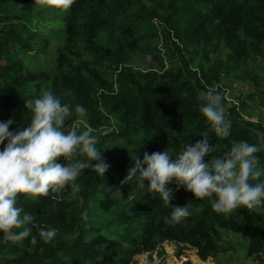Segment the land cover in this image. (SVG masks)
I'll return each mask as SVG.
<instances>
[{"label": "trees", "instance_id": "obj_1", "mask_svg": "<svg viewBox=\"0 0 264 264\" xmlns=\"http://www.w3.org/2000/svg\"><path fill=\"white\" fill-rule=\"evenodd\" d=\"M36 6L37 0H0V121L11 118L9 130H22L31 119L24 100L50 89L71 110L61 130L94 129L110 166L103 176L82 170L75 195L70 187L44 197L18 194L17 206L33 212L35 225L57 232L44 242L33 227L35 245L31 237L13 242L0 233V264H128L142 252L149 264H165L151 258L163 240L174 242L177 254L189 246L205 260L231 248L223 231L244 237L246 255L264 263V207L218 213L210 198L195 199L175 184L168 185L175 190L165 205L158 193L121 182L133 156L165 150L175 159L200 134L207 133L214 146L209 158L228 151L233 141L260 145L264 125L242 118L238 97L227 102L225 80L250 77L248 65L264 60V0H74L56 11L63 37L51 68L41 71L11 57L13 50L29 53L39 40L48 41V31L27 34L31 30L24 26ZM208 87L222 96L231 121L228 137H217L199 111ZM77 104L87 110L83 117L74 112ZM256 155L264 167V148ZM85 158L55 159L64 164ZM185 203L191 214L166 223L171 206Z\"/></svg>", "mask_w": 264, "mask_h": 264}, {"label": "clouds", "instance_id": "obj_2", "mask_svg": "<svg viewBox=\"0 0 264 264\" xmlns=\"http://www.w3.org/2000/svg\"><path fill=\"white\" fill-rule=\"evenodd\" d=\"M73 3L74 0H64L61 4L67 10ZM144 59L150 61L151 55L145 53ZM199 98L203 101L199 111L210 130L217 137H228L231 121L226 118L220 92L208 87ZM24 106L31 112V119L22 130H9V125L14 123L11 118L0 121V143H3L0 150V233L7 234L5 239L13 242L31 237L30 242L35 245L37 235L31 234L33 227H37V234L44 242L50 241L57 230L35 225L33 212L17 206L18 194L44 197L49 191L58 194L70 187L71 194L75 195L80 190L76 181L83 174L82 170L90 168L103 176L110 165L101 156L97 147L99 136L94 129L61 130L71 110L52 90L45 89L38 96L24 100ZM86 111L83 105L74 107V112L81 117ZM200 136L201 139L183 144L175 153V159L165 150L145 151L142 158L133 156V165L121 182L133 181L139 189L158 193L165 205H170L175 190L168 185L175 184L176 189L183 187L195 199L210 198L212 209L218 213H228L240 206L264 207V167L259 166L256 155L264 148V134L259 146L244 140L233 141L228 151L211 158L209 154L214 146L209 143L207 133ZM60 156L65 160L86 158L61 164L55 159ZM91 161L96 163L90 165ZM189 208L188 203L171 206L165 222L179 223L191 214ZM81 215L88 218L86 212Z\"/></svg>", "mask_w": 264, "mask_h": 264}, {"label": "rangeland", "instance_id": "obj_3", "mask_svg": "<svg viewBox=\"0 0 264 264\" xmlns=\"http://www.w3.org/2000/svg\"><path fill=\"white\" fill-rule=\"evenodd\" d=\"M61 8H63L62 4L56 2V0H37L33 18L24 22V26L31 30L27 31V34L28 32L44 33V31H48V41L42 42L39 40L33 50L30 48L29 53L17 51V49L16 51L13 50L11 57L14 59H17V57L23 58L20 60L27 69L49 70L57 53L56 44H59L63 37L61 31L56 30L63 27L61 23L63 21L56 16V11ZM37 12H40L41 15H38ZM12 22L15 23L17 20L14 19ZM34 41L32 38L29 39V44H33ZM158 46L161 47V43ZM82 57L85 58V55ZM148 66H152V64L149 63ZM247 69L250 72V77L241 79L229 75L225 80L227 102L237 103L240 99L242 101V108H240L242 118L261 122L264 125V60L257 58L254 65H248ZM238 106L241 105L238 104ZM131 182L135 184L133 181ZM125 193L126 190H120L119 195L125 197ZM126 196L130 197L132 194L127 192ZM223 232V238L231 245V248L218 253L215 257L209 256L202 260L196 249L189 246H185L181 253L177 254L176 244L163 240L152 251L151 258L155 263L164 262L165 264H183L186 260H189L192 264H264L254 257L246 255L247 240L244 237L228 231ZM180 245L182 244L180 243ZM159 251H162V253H159ZM128 264H149L147 252L134 253L131 255Z\"/></svg>", "mask_w": 264, "mask_h": 264}, {"label": "snow or ice", "instance_id": "obj_4", "mask_svg": "<svg viewBox=\"0 0 264 264\" xmlns=\"http://www.w3.org/2000/svg\"><path fill=\"white\" fill-rule=\"evenodd\" d=\"M56 2H58V3H63L64 0H56Z\"/></svg>", "mask_w": 264, "mask_h": 264}, {"label": "built area", "instance_id": "obj_5", "mask_svg": "<svg viewBox=\"0 0 264 264\" xmlns=\"http://www.w3.org/2000/svg\"><path fill=\"white\" fill-rule=\"evenodd\" d=\"M263 128H264V126H263Z\"/></svg>", "mask_w": 264, "mask_h": 264}]
</instances>
